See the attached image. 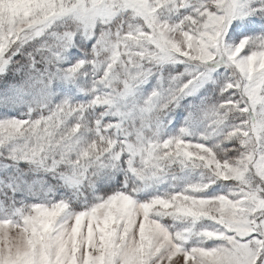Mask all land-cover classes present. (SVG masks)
I'll return each instance as SVG.
<instances>
[{"label":"snow or ice","instance_id":"1","mask_svg":"<svg viewBox=\"0 0 264 264\" xmlns=\"http://www.w3.org/2000/svg\"><path fill=\"white\" fill-rule=\"evenodd\" d=\"M0 264H264V0H0Z\"/></svg>","mask_w":264,"mask_h":264}]
</instances>
